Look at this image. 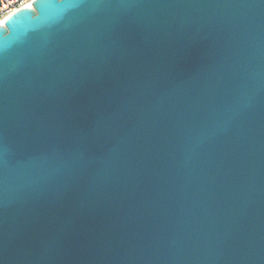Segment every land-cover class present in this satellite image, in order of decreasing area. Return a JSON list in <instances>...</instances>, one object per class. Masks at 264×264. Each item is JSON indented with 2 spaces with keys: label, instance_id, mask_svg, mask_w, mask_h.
Here are the masks:
<instances>
[{
  "label": "water",
  "instance_id": "1",
  "mask_svg": "<svg viewBox=\"0 0 264 264\" xmlns=\"http://www.w3.org/2000/svg\"><path fill=\"white\" fill-rule=\"evenodd\" d=\"M0 264H264V0L0 24Z\"/></svg>",
  "mask_w": 264,
  "mask_h": 264
},
{
  "label": "built area",
  "instance_id": "2",
  "mask_svg": "<svg viewBox=\"0 0 264 264\" xmlns=\"http://www.w3.org/2000/svg\"><path fill=\"white\" fill-rule=\"evenodd\" d=\"M34 0H0V24L5 21L16 11L31 7Z\"/></svg>",
  "mask_w": 264,
  "mask_h": 264
}]
</instances>
